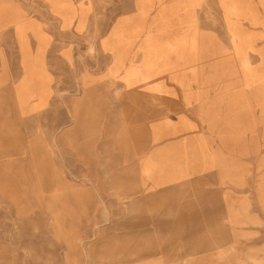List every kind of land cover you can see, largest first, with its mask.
<instances>
[{
	"label": "rangeland",
	"instance_id": "rangeland-1",
	"mask_svg": "<svg viewBox=\"0 0 264 264\" xmlns=\"http://www.w3.org/2000/svg\"><path fill=\"white\" fill-rule=\"evenodd\" d=\"M255 2L97 0L89 19L86 0L28 1L67 62L50 70L65 100L56 94L35 114L45 89L36 70L11 82V32L22 48L40 24L0 0L10 74L0 75V264H264V0ZM71 29L86 31L61 32ZM100 46L122 83L109 90L119 100L106 110L113 143L99 133ZM68 108L84 146L72 171L56 149ZM84 164L89 178L76 171ZM152 196L159 204L147 207Z\"/></svg>",
	"mask_w": 264,
	"mask_h": 264
},
{
	"label": "crops",
	"instance_id": "crops-1",
	"mask_svg": "<svg viewBox=\"0 0 264 264\" xmlns=\"http://www.w3.org/2000/svg\"><path fill=\"white\" fill-rule=\"evenodd\" d=\"M11 2H13L14 4L18 5L22 14L25 15L27 17V19L29 18L27 15V6H28V1L30 0H10ZM74 3H76L79 0H71ZM89 4H90V12H89V16L88 18L90 19V16L92 14V11L94 9V5H96V1L97 0H86ZM135 2L136 0H132V2ZM169 0H164V3L168 2ZM235 2L238 3V0H233ZM256 0H254L255 2ZM138 3H140V0H137ZM145 3V0H143V3ZM256 3V2H255ZM263 13H264V9H263ZM48 15V13H47ZM254 15L256 16L257 13H254ZM130 17H134V15H131ZM121 18H129V13L128 14H123L121 16ZM29 19H38L39 21V26H40V31L39 34L36 35V37L34 36V34H32L30 31L26 32V38H27V46L25 47H20L17 43L16 37L14 36V34L11 32V38L14 41V47H13V51H11V53L13 52L15 54V69L17 71H19V73L17 74V78L14 81H11L13 83H17L22 75H23V70H36L39 72L41 79L38 81V84L40 87H43L45 89V94L42 96L43 98H45L46 100V105L45 107L37 110L35 112L38 113L40 111H44L47 108V103H49L51 100H53V96L56 94H60V96H64L61 93H59V89L58 88V84H56L55 82V78H54V74L52 72H50V70L53 69H63L66 60L65 57L63 55L64 51L62 50L61 52L59 51V49L57 47H55L54 45H52L53 43V38L54 35H52L50 33V31L46 30L43 28V20L42 18H29ZM88 19V21H89ZM84 31H86L85 29L82 30L81 32L75 31V30H66V31H61L64 33H71L73 35H77L79 36L80 34H82ZM1 38V37H0ZM37 38L39 40H37ZM12 49V48H11ZM132 49V47L130 48ZM100 50V54L104 55L106 57V61H104L103 66L101 67V72L99 73L101 80H104V84L105 87H102V94H101V102L103 103L102 105V109L100 111H98V118L99 121L100 119H102L101 123L99 125H101L102 127H100V131L99 133L102 135L104 141H106V143H113L108 139H105V134L106 131L105 129L107 128L108 125L112 124L113 122H109L106 121V110L108 108L109 105H111V103L113 101L115 102H119L118 97H114L113 94L109 93V90L112 89L113 83H120L122 85L121 82H119L118 80L114 79L111 75H109L108 71L112 70V66H113V61L111 58V53H109L107 50H103L101 46L99 47ZM102 51V52H101ZM138 52V51H137ZM3 53V49L1 48L0 45V55ZM140 52H138L139 54ZM129 54V52H128ZM108 58V60H107ZM130 61H124L123 63H121L120 66H116V68L123 70L129 69ZM8 74L7 70H6V63L4 61V58H2L0 56V75H4V74ZM122 75V73L120 74ZM9 78H10V74H8ZM42 76L44 77V79H42ZM96 83H100L98 81V78L95 77L94 78ZM11 83L8 82L6 83V85H10ZM1 90L5 91V84H1ZM108 91V92H107ZM73 98L76 97V95H71ZM41 97V98H42ZM64 99V97H63ZM65 100V99H64ZM33 102L38 101L36 98L32 99ZM69 102H71V100H68ZM71 105H69L70 107ZM60 113V115H59ZM58 113V116H63V117H67V119H69L67 121L66 124L63 123L62 129L60 130V137L57 138V142H56V149L58 150L59 155L62 157L63 159V164L67 169L71 170L75 167V165L81 160H78L76 157V151H81L83 150L82 148H84L83 143H82V137H81V133L78 130V127H75V121L73 119V113H72V109L68 108V111L66 114L64 111H60ZM96 133V132H95ZM98 134V132H97ZM96 136V135H95ZM66 137H68L67 140ZM96 140V137H95ZM71 141V143H70ZM78 154V153H77ZM82 163V162H81ZM82 166V165H81ZM72 167V168H70ZM76 170V169H75ZM79 175H82V177L85 178H89L90 177V172H89V167L87 164H84L82 166V169L80 170L78 168V170H76ZM65 173H67L65 171ZM74 174V172H72ZM68 175V174H66ZM96 179L94 181H97V175L95 174ZM107 179V178H106ZM66 182H68L69 184L72 183L73 186L75 185V183L77 182V179H73L72 177L70 178H65ZM64 180V181H65ZM99 181V180H98ZM68 186V185H66ZM69 187V186H68ZM75 188V186L73 187ZM2 197V195H1ZM138 261H135V259H123V260H119V262H122L124 264H135L138 263L139 261H144V259H136ZM114 262V261H113Z\"/></svg>",
	"mask_w": 264,
	"mask_h": 264
},
{
	"label": "bare ground",
	"instance_id": "bare-ground-1",
	"mask_svg": "<svg viewBox=\"0 0 264 264\" xmlns=\"http://www.w3.org/2000/svg\"><path fill=\"white\" fill-rule=\"evenodd\" d=\"M157 198L158 197H156V196H152L151 198L143 199L142 201L145 202V205L147 207H153L152 205H155V207H156V205L158 206V204H159L158 203L159 200ZM131 209L128 208L127 213H131V211H130Z\"/></svg>",
	"mask_w": 264,
	"mask_h": 264
}]
</instances>
